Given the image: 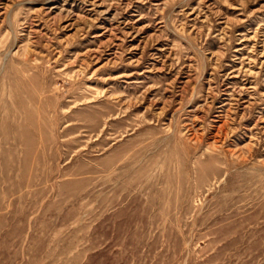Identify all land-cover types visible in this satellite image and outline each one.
I'll return each mask as SVG.
<instances>
[{
  "label": "rangeland",
  "instance_id": "374dc122",
  "mask_svg": "<svg viewBox=\"0 0 264 264\" xmlns=\"http://www.w3.org/2000/svg\"><path fill=\"white\" fill-rule=\"evenodd\" d=\"M0 264H264V0H0Z\"/></svg>",
  "mask_w": 264,
  "mask_h": 264
}]
</instances>
